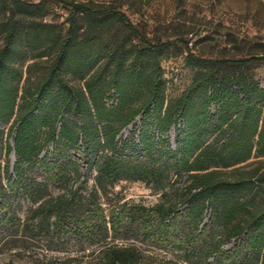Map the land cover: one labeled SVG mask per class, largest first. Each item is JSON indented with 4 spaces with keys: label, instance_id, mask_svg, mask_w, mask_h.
Listing matches in <instances>:
<instances>
[{
    "label": "trees",
    "instance_id": "obj_1",
    "mask_svg": "<svg viewBox=\"0 0 264 264\" xmlns=\"http://www.w3.org/2000/svg\"><path fill=\"white\" fill-rule=\"evenodd\" d=\"M70 7L63 36L56 25L38 21L47 14L43 2L0 1L6 34L0 140L6 137L9 188L32 204L22 232L83 238L99 246V264H139L134 245L114 243L140 239L175 248L185 264H264V171L238 173L252 158H264V88L246 70L264 59L190 54L186 65L196 70L191 85L167 99L161 63L172 43L151 42L115 10ZM100 33L113 37L93 52ZM50 48L56 57L47 75L21 89L16 62L24 64L30 52L44 58ZM68 75L83 85L71 84ZM129 127L133 132L124 137ZM82 165L91 176L70 186L82 179ZM2 175L0 163V224L13 223L9 232L16 214ZM121 181L146 183L161 201L125 206L107 220L101 198ZM50 185L59 188L57 195ZM12 237L14 248L25 239Z\"/></svg>",
    "mask_w": 264,
    "mask_h": 264
},
{
    "label": "rangeland",
    "instance_id": "obj_2",
    "mask_svg": "<svg viewBox=\"0 0 264 264\" xmlns=\"http://www.w3.org/2000/svg\"><path fill=\"white\" fill-rule=\"evenodd\" d=\"M2 1V0H0ZM12 1V0H8ZM28 3L45 5L47 14L38 21L56 25L63 36L69 28L68 17L72 8L70 4H87L93 8L101 7L106 10H115L124 14L125 18L151 42L172 43L162 58V68L166 81V97L172 99L180 96L192 83L196 70L186 65V58L192 54L196 57L212 60H244L252 57L264 59V0H23ZM109 26V25H108ZM107 28V26H105ZM111 27V26H110ZM104 28L103 31L106 30ZM115 28L128 30L124 24H117ZM119 32V31H118ZM4 26L0 25V52L5 47ZM123 31L115 35L121 38ZM99 42L93 52L100 49L112 39L105 33L99 34ZM134 43H138L135 41ZM55 49H48L44 58H33L34 52L29 53V59L16 66L22 74L20 88L26 85L35 87L47 75L55 60ZM255 80L264 88V63L254 62L247 69ZM69 82L82 86L72 75H68ZM111 103V102H110ZM182 123V122H181ZM137 127H140L138 121ZM182 126L180 125L179 128ZM133 128L123 132L129 137ZM172 144L175 145L174 131L171 134ZM13 143L12 140H10ZM6 137L0 140V163L2 185L9 190L12 210L15 212L16 228L7 232L11 224H0V264H99V246L86 242L83 238L74 235H63L59 238L46 239L45 237L30 236L23 233V225H30L29 199L22 195L12 194L9 180L4 174ZM52 148L49 152L52 153ZM10 176L15 180V157L10 156ZM82 179L71 180L70 186L79 187L84 178L91 176L87 166L82 165ZM241 174L264 171V158H252L239 168ZM248 175V174H247ZM44 180V175H36ZM93 178V177H92ZM93 188L90 181L88 190ZM50 192L59 193V188L50 185ZM161 201V194L143 182L121 181L109 190L108 197L101 198L102 207L109 218H117L124 207L141 205L153 207ZM118 202V204H116ZM1 203V200H0ZM1 216V214H0ZM209 219V217H208ZM207 219V220H208ZM1 221V220H0ZM29 221V222H28ZM19 229V232L15 233ZM19 234L24 239L19 248H14L13 235ZM115 245L127 248L134 245L139 255V264H185L183 254L175 248L166 245H157L150 240L116 241ZM232 247L224 248L227 252ZM209 259L206 264H213Z\"/></svg>",
    "mask_w": 264,
    "mask_h": 264
}]
</instances>
